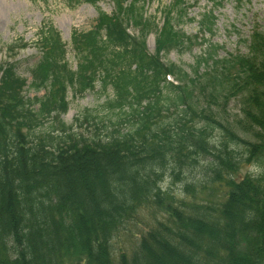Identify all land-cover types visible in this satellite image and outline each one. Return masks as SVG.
<instances>
[{
	"label": "trees",
	"instance_id": "trees-1",
	"mask_svg": "<svg viewBox=\"0 0 264 264\" xmlns=\"http://www.w3.org/2000/svg\"><path fill=\"white\" fill-rule=\"evenodd\" d=\"M112 1L113 15L101 13L91 31L73 35L83 61L76 72L59 34L41 31L42 56L30 72L33 89L47 91L42 99L25 95L18 61L0 64V264H264V28L245 40L244 55L223 62L221 48L200 39L212 51L197 62L205 75L192 76L162 58L192 43L176 25L186 17V0L164 11L158 30L140 0ZM215 22L207 12L201 31L213 33ZM130 26L156 31V54ZM101 76L103 89L115 94L109 113L124 128L108 121L107 129L103 118L87 115L85 125L96 131L87 137L62 120L67 93L94 91ZM233 100L241 112L238 133L211 114ZM218 131L222 139L210 144ZM241 147L245 159L238 162ZM199 153L208 164L200 187H191L200 179L192 173ZM242 163L259 174L240 180ZM168 176L193 177L182 184L193 202L164 190ZM208 189L210 200H199ZM143 211L163 218L130 257L116 255L114 240Z\"/></svg>",
	"mask_w": 264,
	"mask_h": 264
},
{
	"label": "rangeland",
	"instance_id": "rangeland-1",
	"mask_svg": "<svg viewBox=\"0 0 264 264\" xmlns=\"http://www.w3.org/2000/svg\"><path fill=\"white\" fill-rule=\"evenodd\" d=\"M122 1H126V5L133 2V0ZM140 1L145 18L147 17L151 21H155V28L158 30L164 23L162 14H165L164 11H169L168 9L175 0ZM185 4L187 6L186 17L182 21L177 20L176 25L177 30H181L185 35L190 37L189 39H191L192 43L190 42L183 49L175 47L168 54L162 56V58L166 64H175L187 72L191 71L192 76H196L197 74L205 75L202 69L206 70V68L203 67L198 71L196 70L197 62L204 56L203 54H209L212 51L210 49L211 45L221 48L218 51V62H223V60L229 59L231 56H236L240 53L244 55L247 52L245 40L249 39V36H251L257 26L260 25V27L264 28V0H186ZM115 11L116 7L112 0H98L97 3L85 0L81 2L78 0H0V64L7 57L18 61V74L28 82L25 95L31 100L42 99L47 91L46 89H33V86H31L33 78L30 72L42 56L39 43L41 31L44 28L50 27L49 31L44 30V32L49 34L51 30H54L59 34L61 43L65 45L67 51L66 63H68L73 72H76L83 61L80 60L81 57L76 52L73 35L75 33L85 34L91 31L97 24L101 13L113 15ZM209 11L213 12L216 17L213 33H209L208 31L202 32L199 24L202 22L204 14ZM129 28L132 35L139 34L144 37L146 48L150 54H156L157 33L155 30L146 32V28L143 30L138 26H130ZM196 37L198 41H195ZM200 39L208 41L210 46L201 45ZM8 46L15 47L10 49L11 52H9L6 51ZM23 46H27V48L23 50L21 48ZM170 80L174 81L172 78ZM103 82V76H101L98 79L96 89L85 93L83 96L76 94L72 89L67 93L69 110L63 115L62 120L67 126H73L78 134L95 137V129L85 125L84 118L87 115L100 119L103 118L104 121L102 122L105 126L108 124V121H114L120 125L117 128H124V124H120L122 121H116L119 118L113 113H109V104L114 100L115 94L111 89L106 92L103 89ZM204 82V79L198 81L197 88L200 93L202 91L201 88L206 86ZM199 98H201L200 105H203L202 103L206 104L207 99H204L203 96H199L196 99ZM211 114L220 121L230 122V128L238 133L236 124L240 119L241 112L239 103L236 100L231 101L223 108L211 109ZM77 119H79V122L76 123ZM80 124H83V128H80ZM101 125L99 124V126ZM106 127L107 129L112 128L110 125ZM106 132L109 131L105 129ZM222 134L221 131L213 132L209 140L210 144L218 145L222 139ZM243 153V147L237 150L236 159L238 162L245 159ZM206 159V156L202 153H199L197 158L195 157L198 166H196L192 173L195 177L200 176V179L190 183L191 187H193L191 184L196 183L200 187L198 181L203 176L201 170H205L208 164V160ZM258 174L259 172L256 167L251 164L242 163L237 176L241 180L245 176L250 175L255 177ZM188 179L189 181L186 179L182 182H177L168 176L163 188L179 200L193 202L192 197L185 194V189H182L183 183L194 180L193 177H189ZM208 191L209 189L204 190V194L199 196V200L208 202L210 200ZM162 218L161 215H154L152 212L143 211L139 218L130 223L119 234V237L114 240L113 248L115 254L118 255L121 252H126L127 256L130 257L137 248L141 236L147 232L149 227L154 225L157 219Z\"/></svg>",
	"mask_w": 264,
	"mask_h": 264
}]
</instances>
